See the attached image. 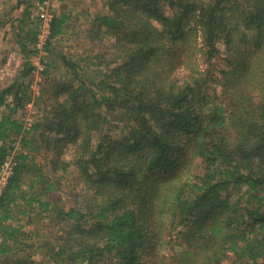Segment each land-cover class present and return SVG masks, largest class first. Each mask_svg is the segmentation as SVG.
Here are the masks:
<instances>
[{"label":"trees","instance_id":"trees-1","mask_svg":"<svg viewBox=\"0 0 264 264\" xmlns=\"http://www.w3.org/2000/svg\"><path fill=\"white\" fill-rule=\"evenodd\" d=\"M104 6L89 36L112 58L96 83L62 57L72 78L41 88L27 125L33 22L0 85V164L15 161L0 264H264V0ZM66 20L53 14L50 40ZM45 216L57 230L36 244Z\"/></svg>","mask_w":264,"mask_h":264},{"label":"rangeland","instance_id":"rangeland-1","mask_svg":"<svg viewBox=\"0 0 264 264\" xmlns=\"http://www.w3.org/2000/svg\"><path fill=\"white\" fill-rule=\"evenodd\" d=\"M59 2V0H53L51 2L53 14L57 8H59V13L63 10L68 11L72 18L68 19L67 21L69 25L71 24L72 26H68V29L66 27L61 36H58L53 40H49L51 42L49 43L50 46L48 44L46 52L44 51V53L42 54V56L44 54L45 55L43 57V62L41 60V63L43 65L47 64V67L48 63H50V65L46 73H44L45 71L41 73V81L33 86L34 89L31 88L33 75H31V77L29 75L27 76L29 83V99L24 106V110H27L26 115H29L30 117V122L28 121L29 123H33V121H35L41 115L42 108L44 105L40 103L41 88L51 85L54 80L57 81L59 79L66 80L72 78L71 74L68 73L69 70L67 69V66L65 65V62L62 57H65V59L71 57L76 65L77 71L81 74V76H83V78L89 77L90 79H93L92 82L94 83H96L97 79L100 78L103 73L107 70L110 64V62L108 64L107 62L110 61V59L112 58V56L110 55V50L106 49V43H103V45L97 44L90 40L89 36V29L92 28L90 24L92 22L93 15L107 10V8L104 6L105 0H76V2H74L73 0H69V3L65 0L66 4L62 5L64 6L63 9H61L60 4L58 6ZM80 16H83L81 18L82 20L80 19L81 21L77 20ZM74 19L77 20L76 23ZM32 21L36 24L35 18H33ZM33 22L31 23L32 28L35 26ZM12 54L18 58L12 60V75H4V78H7L6 81L10 80L11 78L13 79V77L17 74L21 64L24 61V55L19 53L18 50H11L7 53L8 56ZM32 55L33 53L28 55V57H32ZM183 74V69L175 71V75L178 78L182 77ZM86 82H88L87 79ZM0 85H2V83H0ZM44 160V152L43 150H40L36 155V161L40 164H43ZM198 171V162H196L193 165V172L195 173ZM64 175V179L61 180V182L65 183L66 186L71 183L70 181H68V179L72 178L73 171L71 169H67ZM46 217L47 216H45L41 222L36 221L32 224V226H30L35 228L32 235H37L35 236V238H33L32 241L36 244L42 243L45 238L51 240L52 235H54L55 231L57 230V226H54L55 222L49 224V222H47L48 218ZM24 221L25 218L22 217L21 222ZM27 228L28 226H25V229ZM46 253V250L41 248L35 253H33L32 257L36 261L46 260ZM224 264H229V261L226 260Z\"/></svg>","mask_w":264,"mask_h":264},{"label":"built area","instance_id":"built-area-1","mask_svg":"<svg viewBox=\"0 0 264 264\" xmlns=\"http://www.w3.org/2000/svg\"><path fill=\"white\" fill-rule=\"evenodd\" d=\"M53 0H35L33 6V18L36 19V27H37V34H36V41L34 43L33 50L34 53L32 57H29V63L32 66L31 75H33V81L31 82V88L34 89V85L41 81V73H43L46 65L41 63L43 62L42 54L44 51L46 52L48 41L50 40L49 33H50V21L53 16L52 5L51 2ZM50 42V41H49ZM42 56V59H41ZM13 54L7 57V62L4 65L0 66V82L3 81L4 75H12V67L11 63L12 60L16 59ZM18 64V63H16ZM27 112V110H26ZM30 117L26 115L25 122L27 125H30ZM13 153L6 155L2 163L0 164V196L4 191L6 185L9 182V179L13 173V167L15 165V161L13 159Z\"/></svg>","mask_w":264,"mask_h":264},{"label":"crops","instance_id":"crops-1","mask_svg":"<svg viewBox=\"0 0 264 264\" xmlns=\"http://www.w3.org/2000/svg\"><path fill=\"white\" fill-rule=\"evenodd\" d=\"M28 1L34 0H0V63H2L5 59L7 60L8 52L15 49L19 52V50L22 49V45H25L24 43H26V40L23 39L25 37L24 33L32 29L29 15H27V9H29L27 7L29 4ZM59 1L58 6L60 4L61 9H63L64 6L62 5L66 4L65 0ZM66 1L69 3V0ZM73 1L76 2V0ZM58 11L59 8H57L54 13H59ZM61 13L66 15L67 20L72 18L68 11L63 10L59 14ZM82 17L83 16L78 17L77 20L81 21ZM77 20H75V23ZM68 26L70 27L72 25H69L68 23ZM0 83L3 84L2 81ZM4 109V107L0 108V114L6 111V109Z\"/></svg>","mask_w":264,"mask_h":264}]
</instances>
